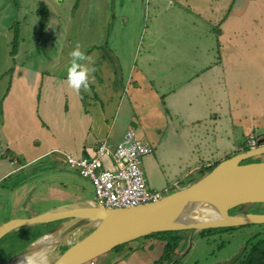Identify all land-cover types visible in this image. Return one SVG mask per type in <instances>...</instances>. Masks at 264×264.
<instances>
[{"label": "crops", "instance_id": "crops-1", "mask_svg": "<svg viewBox=\"0 0 264 264\" xmlns=\"http://www.w3.org/2000/svg\"><path fill=\"white\" fill-rule=\"evenodd\" d=\"M132 1L126 0L131 6ZM13 2L15 19L20 0ZM31 2L35 36L39 5L47 11V22L36 40L22 45L18 39L11 55L27 47L26 60L11 69L0 102V139L9 151L2 154L16 166L0 174V182L40 159L65 167L64 156L88 158L97 144L114 147L131 129L151 150L140 164L146 188L164 196L241 153L248 136L264 139V0H138L139 16L144 14L138 43L130 38L136 29L119 31L132 47L113 37L108 22L115 17L108 5L113 0ZM101 4L107 6L105 25L98 19ZM57 10L61 13L54 17L51 12ZM129 11L119 12L122 24L137 18L135 10ZM73 13L72 33L80 38L74 44L93 58L90 67L95 68L90 92L80 95L66 82L71 57L60 66L54 60L66 33L64 20L70 23ZM47 23L61 44L55 45L53 58L46 48L43 63L35 67L31 44L40 47L37 39L44 37ZM56 66L60 71H53ZM131 242L125 244L127 251L152 245V239Z\"/></svg>", "mask_w": 264, "mask_h": 264}, {"label": "rangeland", "instance_id": "rangeland-1", "mask_svg": "<svg viewBox=\"0 0 264 264\" xmlns=\"http://www.w3.org/2000/svg\"><path fill=\"white\" fill-rule=\"evenodd\" d=\"M11 1L12 0H0V8L5 7V11L2 13V19L4 22L2 19L0 21V102L2 96L7 91L8 78L11 69L13 67L16 69L20 68V64H24L26 57H23L22 54L28 51L27 47L21 46L16 55L13 57L10 56L12 49L11 41L14 37L11 25L18 24V35L16 38L18 37V39L22 40V45L28 38H33L32 40H36V37L38 38V34L35 36L36 19L34 18L33 12L31 13V10L33 9L31 0H20L19 10L15 19L16 12L12 8ZM132 2V6L129 2H126V0H113V2L108 3V5H111V7L108 6L109 9L115 15L114 19L108 21L110 27H113L112 30L115 33L113 37H116V42L128 45L129 47L133 46L131 43L132 40L122 39L121 36L123 35L119 32L120 28L136 29L137 34L134 36V33L131 31L132 34L130 35V38L136 37L138 43L140 32L138 28L143 23L142 17L144 15L141 12L139 16L140 7L138 5L140 3L138 0H133ZM5 4L6 6H4ZM70 4L71 3H66L68 8L70 7ZM76 4L78 7L79 2ZM104 5L105 4H101L100 10L102 12L101 15L99 13L98 16V19L101 18L100 21L102 25H105L104 15L107 7H104ZM121 5H125V8H120ZM126 6H129L127 10H130L128 14H130L131 10L136 11L137 18L134 21L126 18L127 23L122 24V17L119 12L123 14V10L127 11ZM59 8L62 10L61 4L59 5ZM68 8L65 7V12L68 11ZM51 13L55 17L61 12L57 10L56 13ZM72 16L70 23L66 22L67 19L64 20L65 27H67L68 30L66 29V33L63 34L62 44L60 42L61 36L60 40L52 36L50 33L51 27L49 23H47V30L43 34L44 37L42 39H40L41 37L37 39V42L40 43V47L36 44H31L32 47H34V52H30V54H32L31 63L33 66L36 67L37 65H40V63H43L41 57L45 54L46 48L49 51L48 54H51L53 58V55L57 53V47H55V45L58 44H61L60 55L54 59L55 64H59L60 66L70 57L69 53L76 46L74 42L80 39L77 35L72 33L75 26L72 25V23L76 21V14L73 13ZM53 19L54 18H52V21ZM31 28L33 29L31 33L25 32H29ZM106 30H108L107 27L105 28V31ZM102 37H104V34H102ZM111 37L112 36L109 35L106 38L107 40H110ZM32 40L28 39L26 42L28 43ZM98 40L100 43V39ZM109 44H111L110 41H108L107 45ZM59 66H56L53 71L58 72ZM48 69L49 67H46V70ZM5 150V146L0 139V174L16 167L11 166L8 160H4L5 156L2 153ZM8 152L9 151L6 153ZM224 152L225 150L221 153ZM258 161H264V155L260 158H252L244 162L251 163ZM2 180L3 181L0 182V225L11 220L28 219L48 210L62 205H68L73 202L89 201L94 203L93 188L87 179L80 177L74 170L53 166L52 163H48L47 158L32 163L27 167V171L13 172ZM238 210H241V213L248 212L261 214L264 213V205L252 204L239 206L231 209L230 213H236ZM55 223L56 222L38 223L21 226L4 234L0 238V264H48L55 256H57V253L63 249V246L66 243L69 244L70 241L72 242L88 232L84 228L78 233V230H76L73 232L74 235L62 238L57 242L56 238L58 237L56 233L51 234V237L43 236L49 232L48 230L52 228ZM55 234L56 236L52 237ZM182 237H186V239L183 240V242L180 241L176 244H174V235L167 237L165 242L153 238L151 242L152 245H143L141 247L140 251L142 252L137 251L138 249L127 251L125 247L126 245H120L117 246V249L110 250L84 264H152L161 256L163 257L161 264H165L166 256L172 251L176 253V250L180 249L179 245H181V243L184 247L182 252L178 255L180 256L178 264H229L234 258L239 256L247 240L251 239L256 242L258 239L264 238V224L247 225L228 230L222 228L206 237H201L198 233L194 234L191 239L188 238V233H184ZM143 240L144 238L140 237L136 239V243L142 245ZM131 243H133V241ZM166 243L168 244L167 246L169 249L165 245ZM31 246H37L38 250L33 253L25 254L22 258L15 257V254H18ZM121 253L126 254V256L120 258L119 256ZM143 257L145 258L144 260H142Z\"/></svg>", "mask_w": 264, "mask_h": 264}, {"label": "water", "instance_id": "water-1", "mask_svg": "<svg viewBox=\"0 0 264 264\" xmlns=\"http://www.w3.org/2000/svg\"><path fill=\"white\" fill-rule=\"evenodd\" d=\"M261 155L264 139L257 140L254 149L217 163L198 180L154 202L121 209L105 208L97 202H73L28 219L3 223L0 238L21 226L67 220L56 228L60 238L83 228L90 230L48 264H84L114 247L154 233L188 231L191 239L202 230L264 224V213H230L239 206L264 205V161L244 162ZM36 250L37 246H31L15 257ZM178 259L180 256L169 264Z\"/></svg>", "mask_w": 264, "mask_h": 264}, {"label": "built area", "instance_id": "built-area-1", "mask_svg": "<svg viewBox=\"0 0 264 264\" xmlns=\"http://www.w3.org/2000/svg\"><path fill=\"white\" fill-rule=\"evenodd\" d=\"M245 143L248 148L256 145L252 136ZM150 151L147 143L128 129L114 147L101 142L88 158L67 155L62 163L91 183L95 202L109 209L130 208L161 198V194L146 188L140 169L141 159ZM106 162L111 166L107 167Z\"/></svg>", "mask_w": 264, "mask_h": 264}, {"label": "trees", "instance_id": "trees-1", "mask_svg": "<svg viewBox=\"0 0 264 264\" xmlns=\"http://www.w3.org/2000/svg\"><path fill=\"white\" fill-rule=\"evenodd\" d=\"M11 5H12V8L16 7V4H14V2L11 3ZM4 11L5 10H3L0 13V21H1L2 17H3L2 13ZM37 15L39 17L38 24H37V29H38V35H40L42 33L43 29L45 28L48 14H47L46 9L43 6L39 5V7H37ZM4 17H6V16H4ZM3 22H4V20H3ZM11 28H12V32H13L14 37H13V39L11 41L12 49H11V52H10V56L14 52L15 45L17 44L18 37L16 38V36L18 35V24L16 23V24L11 25ZM247 150H248L247 146L243 145V147L241 148V151L244 152V151H247ZM215 165L216 164H214L211 167H208L206 170H204V173L201 176H203L205 173L209 172ZM233 228H235V227L224 228V230L233 229ZM220 229H222V228H220ZM86 230L89 231L90 228H87ZM217 230L218 229H207V230L199 231L197 233L201 237H206V236H209V235L213 234V232H215ZM184 233H188V231L160 232V233L150 234V235H147V236H144V237H141V238H144V239L156 238L159 241L165 242L166 241L165 239L167 237H170L171 235H174V241H175L174 244H176V243H179L180 241H183V240L186 239V237L185 238L182 237V235H184ZM123 245H125V244H123ZM165 245L167 246L168 244L166 243ZM183 247L184 246H182V248L180 247V250L178 252L176 250V253L174 251L170 252V254H168V256H166L167 258H166L165 264H169V263L173 262L178 257V255L182 252ZM115 248L117 249L118 247H114L113 249H111V251L114 250ZM167 248L169 249L168 246H167ZM168 249H167V253H168ZM62 250L63 249H61L57 253V255ZM162 260H163V257L161 256L160 258H158L157 261H154L152 264H161ZM174 264H178V261L175 262ZM229 264H264V238H260L256 242L252 241L251 239L247 240L245 242V245L242 248L241 253L239 254V256L234 258V260H232Z\"/></svg>", "mask_w": 264, "mask_h": 264}, {"label": "clouds", "instance_id": "clouds-1", "mask_svg": "<svg viewBox=\"0 0 264 264\" xmlns=\"http://www.w3.org/2000/svg\"><path fill=\"white\" fill-rule=\"evenodd\" d=\"M69 55L71 57V63L67 69L66 75L68 87L72 89L77 95H80L82 91L85 93L90 92L92 83L90 77L95 71L94 67H90V65L93 63V58L86 54V52L81 49L79 44L73 48ZM254 148H248V150Z\"/></svg>", "mask_w": 264, "mask_h": 264}, {"label": "flooded vegetation", "instance_id": "flooded-vegetation-1", "mask_svg": "<svg viewBox=\"0 0 264 264\" xmlns=\"http://www.w3.org/2000/svg\"><path fill=\"white\" fill-rule=\"evenodd\" d=\"M241 210H238L235 214H238V213H241L240 212ZM248 213V212H247ZM69 220V219H68ZM67 220H62V221H58V222H56L55 223V225L52 227V228H50L48 231V233H46V234H44L43 236H50L51 237V234H54V233H56L57 234V237L58 238H56V240H57V242L59 241V240H61L62 238H66V237H69V236H71V235H74V233L73 234H70V235H68V236H65V237H62V238H60L58 235H59V233H60V230L58 229V230H56V228H57V226L58 225H60V224H62V223H65ZM81 230V229H80ZM80 230H78L77 231V233L80 231ZM56 234L54 235V236H52V237H55L56 236ZM42 236V237H43ZM75 241V240H74ZM73 242V241H72ZM71 241L69 242V244L70 243H72ZM69 244H65L64 246H63V249L67 246V245H69ZM16 255V254H15Z\"/></svg>", "mask_w": 264, "mask_h": 264}]
</instances>
